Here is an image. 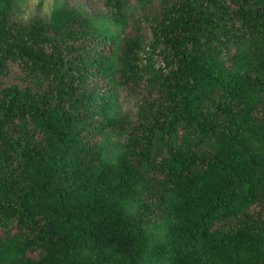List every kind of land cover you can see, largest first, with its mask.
I'll return each mask as SVG.
<instances>
[{"label":"trees","instance_id":"1","mask_svg":"<svg viewBox=\"0 0 264 264\" xmlns=\"http://www.w3.org/2000/svg\"><path fill=\"white\" fill-rule=\"evenodd\" d=\"M15 1L0 264H264V0H103L118 32L67 3L20 21ZM120 88H141L134 116Z\"/></svg>","mask_w":264,"mask_h":264},{"label":"rangeland","instance_id":"2","mask_svg":"<svg viewBox=\"0 0 264 264\" xmlns=\"http://www.w3.org/2000/svg\"><path fill=\"white\" fill-rule=\"evenodd\" d=\"M129 1L130 3L134 4L137 0ZM62 3L75 6L81 5L89 12L96 15L100 24L109 27L111 31L118 32V28L112 25L110 20L107 18L103 0H16L14 5V15L20 21H29L35 17L48 18L54 7ZM143 29L150 39V29L145 23L143 24ZM18 73L19 70L13 67L10 75L5 78V80L8 82L13 81ZM116 91L117 92L114 97L115 109L119 110L121 113H129L130 115L134 116L137 111L138 103L143 97L141 88H139L138 92L128 91L126 88H120ZM126 139V136L120 137L115 133H109V136L105 142L106 152L108 153L107 155L110 157L115 156L117 151L123 147ZM164 230V227L156 229V236H164Z\"/></svg>","mask_w":264,"mask_h":264}]
</instances>
